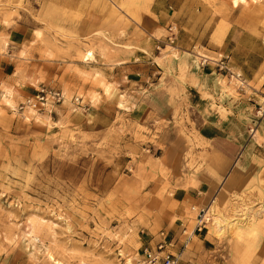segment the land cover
Wrapping results in <instances>:
<instances>
[{
	"label": "rangeland",
	"instance_id": "1",
	"mask_svg": "<svg viewBox=\"0 0 264 264\" xmlns=\"http://www.w3.org/2000/svg\"><path fill=\"white\" fill-rule=\"evenodd\" d=\"M144 11L145 0H0V264H155L144 251L161 230L179 264H264V153L229 165L215 153L202 131L212 97L173 62L178 26L174 44L170 25L152 53L135 47ZM221 71L223 92L253 94ZM43 87L64 101L41 108ZM242 128L251 139L259 127ZM201 182L213 218L185 248L196 211L183 195Z\"/></svg>",
	"mask_w": 264,
	"mask_h": 264
},
{
	"label": "crops",
	"instance_id": "2",
	"mask_svg": "<svg viewBox=\"0 0 264 264\" xmlns=\"http://www.w3.org/2000/svg\"><path fill=\"white\" fill-rule=\"evenodd\" d=\"M232 2L234 6L229 0H145L146 11L133 25L134 32L147 35L134 41L135 47L147 53H152L155 39L168 34L170 25L178 26L173 62L175 65L187 62L189 69L183 78L203 98L202 102L206 99L203 95L212 97L204 103L215 106V110L202 124L203 137L213 144L215 153L227 165L242 152L243 159L251 161L264 153V114L260 117L257 111L264 94V0ZM221 8L227 12L221 14ZM220 66H227L230 72L253 82V94L237 99L223 92L217 86V80L225 77ZM256 124L258 131L250 139L252 134L242 127ZM197 187L189 189L183 197L192 206L209 205L214 196L213 186L201 182ZM198 239V249L204 248L202 244L208 235H199ZM193 254L185 250L182 257L191 258L189 255ZM199 259L192 263L217 264Z\"/></svg>",
	"mask_w": 264,
	"mask_h": 264
},
{
	"label": "built area",
	"instance_id": "3",
	"mask_svg": "<svg viewBox=\"0 0 264 264\" xmlns=\"http://www.w3.org/2000/svg\"><path fill=\"white\" fill-rule=\"evenodd\" d=\"M177 38V27L170 26L168 41L170 44H174ZM220 70H227L231 78H242L240 74L232 73L227 66H220ZM37 102L41 104V108L52 109V105L64 101L65 95L61 90L54 88L43 87L39 90L36 97ZM214 200L209 205L193 206L192 209L196 211L195 224L192 230L185 227L182 231L184 240V247L193 240V238L200 232H202L211 222L213 218L212 205ZM156 241V250L146 248L144 254L150 260L151 263L163 264H179L180 256L173 253L172 249L175 247L176 240L172 237L167 230H161L153 236Z\"/></svg>",
	"mask_w": 264,
	"mask_h": 264
},
{
	"label": "bare ground",
	"instance_id": "4",
	"mask_svg": "<svg viewBox=\"0 0 264 264\" xmlns=\"http://www.w3.org/2000/svg\"><path fill=\"white\" fill-rule=\"evenodd\" d=\"M91 54H92V53H89V54L87 55V57H90V58H91ZM87 59H89V58H87ZM6 95H7V94H6ZM216 219H217V218H216Z\"/></svg>",
	"mask_w": 264,
	"mask_h": 264
}]
</instances>
